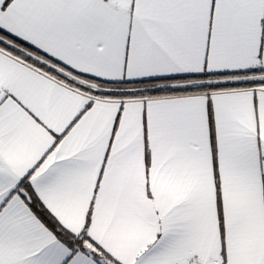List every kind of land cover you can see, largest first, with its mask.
Here are the masks:
<instances>
[{"label": "snow or ice", "instance_id": "snow-or-ice-1", "mask_svg": "<svg viewBox=\"0 0 264 264\" xmlns=\"http://www.w3.org/2000/svg\"><path fill=\"white\" fill-rule=\"evenodd\" d=\"M0 264H264V0H0Z\"/></svg>", "mask_w": 264, "mask_h": 264}]
</instances>
